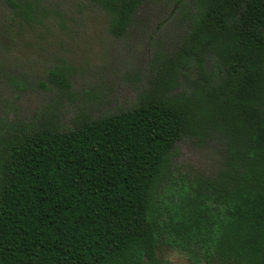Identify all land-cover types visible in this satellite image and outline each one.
Listing matches in <instances>:
<instances>
[{"label": "trees", "instance_id": "trees-1", "mask_svg": "<svg viewBox=\"0 0 264 264\" xmlns=\"http://www.w3.org/2000/svg\"><path fill=\"white\" fill-rule=\"evenodd\" d=\"M90 1L120 38L146 0ZM194 2L129 109L0 127V264H157L161 246L192 264H264V0ZM211 138L218 171L174 167L179 141Z\"/></svg>", "mask_w": 264, "mask_h": 264}, {"label": "rangeland", "instance_id": "rangeland-1", "mask_svg": "<svg viewBox=\"0 0 264 264\" xmlns=\"http://www.w3.org/2000/svg\"><path fill=\"white\" fill-rule=\"evenodd\" d=\"M19 5L29 7V16ZM195 9L194 0H146L117 38L109 15L90 0H0V127L46 115L69 128L79 110L99 117L129 109L150 64L187 35ZM214 69L210 59L208 70ZM54 72L70 77V91L54 83ZM224 154L219 138L184 139L172 162L185 174H212ZM157 258V264H192L166 246Z\"/></svg>", "mask_w": 264, "mask_h": 264}]
</instances>
